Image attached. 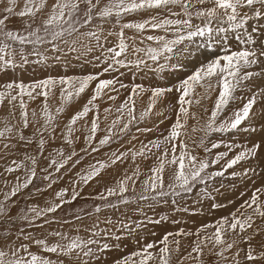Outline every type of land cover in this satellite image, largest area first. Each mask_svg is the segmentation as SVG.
<instances>
[{
  "label": "snow or ice",
  "instance_id": "1",
  "mask_svg": "<svg viewBox=\"0 0 264 264\" xmlns=\"http://www.w3.org/2000/svg\"><path fill=\"white\" fill-rule=\"evenodd\" d=\"M14 18L19 21V27H10ZM252 20L264 21V0H23L22 3L21 0H0V74H15L29 65L48 66L49 62L63 63L67 68L73 59L81 67L91 64L94 68H100L99 72L81 76H49L28 83L17 76L0 83V110L7 109V115L0 117V161L4 162L0 165V178H3V187H0L3 197L0 199V225H8L0 230V264H66V261L67 264H95V261L102 259L103 253L120 248L119 244L108 241L129 238L142 246L121 257L115 264H172L173 256L180 251L179 237L193 235L196 240L191 251L178 264H183L184 260H193L195 264H264V226L257 224L258 219L264 222V185L255 188L234 212L214 224L203 225L195 232L183 228L175 233L168 232L159 242L142 244L143 237L136 239L138 230L146 228L148 224H161L168 220L167 216L158 219L149 217L144 208L139 206L141 202H149L147 207L151 210H154L155 204L167 203L166 198H171V202L176 204L177 197L191 193L197 184L207 186L216 177H223L228 169L257 155L260 144L245 147L233 158L226 159L234 147H241L230 143L223 145L228 151L216 153L212 160L200 158L196 154L198 148H203L205 152L220 148L221 143L216 142H212L211 148H208V137L212 133L241 130V125L250 120L257 99L264 96V89L253 93L246 102L243 96L236 95L247 87L246 82L253 77H264V70H250L255 65H264V41L260 42L259 47H254L257 41L251 35V32L264 35V24L260 28H251L250 32ZM127 32L132 35H127ZM232 40L238 43L236 50L230 44ZM216 48L222 49L223 54L217 53L206 58L190 75L171 87H145L134 82L125 84L121 79L126 72L135 76L138 73H161L167 69L180 70L185 67L184 61L200 54L201 50L211 52ZM97 51L99 55H92ZM108 73L118 75L101 78ZM121 89H128V95L116 108L120 116L112 122L107 134L99 139L101 147L153 115L164 116L165 110L153 112V109L166 98V94H177L175 104L171 105L176 111V119L168 134L149 141L151 148L159 151L163 147L158 155L153 153L156 155V164L150 168L151 174L139 181L141 170L137 165L131 174L125 172L113 186L91 197L105 203L96 204L87 213V216L95 217L89 226L75 223L85 218L79 214L75 215L74 220L50 216L64 204L76 201L81 196V185L88 186L101 176L104 169L118 162L123 163L129 152L133 162L137 157L148 159L147 153L151 152V148L149 144L141 142L142 146L136 151L128 149L112 152L107 161L89 164L76 173L77 179L71 182V189L57 192L47 207L32 205L27 211L21 209L23 215L13 216L11 212L16 204L13 198L33 184L38 176L41 158L48 161L47 166L40 169L45 173L42 179L48 181L47 188L56 182L53 172L61 173L70 162L71 168H75L83 159H74L78 153L72 150L66 154L62 147L44 156L46 146L56 139L58 116L74 100L91 90L86 104L71 116L61 133L65 144L73 145L80 138L75 135L79 131L75 125L88 117L90 112L94 113L95 118L91 119L84 140L91 152H98L100 149L91 144L100 128L97 101L104 97L115 101L117 96L111 93H119ZM57 90L60 103L53 111L49 100L56 95ZM214 92L217 95L209 110L204 102L211 99ZM146 93H150V96L146 107L141 108ZM39 97H43L44 102L40 119H37V110L32 109L30 112L29 103ZM237 101H241L242 106L225 115L229 106ZM110 111L104 109L106 114ZM190 119L194 124L189 129ZM30 127L32 131L26 134ZM113 129L118 130L114 132ZM151 130L145 128L141 131ZM242 130L254 132L256 128L249 124ZM197 133L200 135L197 136ZM33 145L38 154L31 151ZM22 149L27 151L21 152ZM225 160L221 170L208 172L209 168ZM166 167H172L167 184L164 181ZM49 169L53 172H49ZM252 171L248 168L242 173L233 172L231 175L251 179L249 172ZM8 176H12L11 181L7 179ZM129 192L134 195H128ZM201 193L202 198H212L206 187ZM245 194L241 193V196ZM111 197L117 200L112 202ZM132 204L138 205L133 211L143 216V220L131 221L129 218L130 222H126L105 217L101 221L102 211H120L122 206ZM212 207L221 205L213 204ZM176 210L188 211L182 207ZM17 219L25 222L28 228H44L51 223L59 224L61 228L71 225L77 234L72 236L65 231L52 230L48 231L47 236L40 237L26 231L24 227L17 229ZM101 223L106 227L101 228ZM133 224L135 227H132ZM209 228L215 229L214 232L209 233ZM81 231L87 232L89 236H80ZM50 237H55V241L49 243ZM170 237L177 239L170 240ZM173 244L175 247H172ZM33 246L38 251H32ZM157 248L158 251H151ZM43 253L54 254L56 259Z\"/></svg>",
  "mask_w": 264,
  "mask_h": 264
},
{
  "label": "rangeland",
  "instance_id": "2",
  "mask_svg": "<svg viewBox=\"0 0 264 264\" xmlns=\"http://www.w3.org/2000/svg\"><path fill=\"white\" fill-rule=\"evenodd\" d=\"M22 2L23 0H21V3ZM128 19H138V17H129ZM261 24H264V21H250V32L251 28H260ZM10 27H19V21L14 18V23L10 24ZM126 34L129 36L132 35L131 32H127ZM251 35L257 41V44L254 45V47H259L260 42L264 41V35H261L259 32H251ZM230 44L232 45L233 50H236L238 48V43L235 40L230 41ZM217 53L223 54V50L219 48H216L211 52L201 50L200 54H197L192 58L184 61L185 67L183 69H167L164 72L155 74L138 73L135 76H133L131 72H126L125 76L121 77V79H123L125 84L134 82L143 84L145 87H171L178 83L180 80L190 75L197 67H199L201 63L205 61L206 58H209L211 55H215ZM47 54L52 55V53ZM72 55L74 56L75 54ZM92 55H99V52L97 51ZM30 59H35V57H30ZM250 70L261 72L262 70H264V65H255ZM99 71L100 68H94L91 64H87L81 67L80 64L73 59L72 63L67 68L63 65V63L49 62L48 66L29 65L24 69L17 70L15 74L11 72L8 74H0V83L15 79L17 78V76L25 83H28L31 81L42 80L49 76H81ZM115 75H118V73H108L101 78H111ZM173 78H176V81ZM246 84L247 87L242 92L236 93L237 96H243L245 98L244 102H246L247 98H250L253 93L264 89V77H253L250 81H247ZM117 87H119V85H117ZM90 95L91 90L86 92L78 100H74L70 105L67 106L64 113L58 116L59 127L57 128L56 139L54 142H49V144L46 146V151L44 152V156H47L49 152L55 153L56 149L61 147L64 149L66 154L72 150H75L78 155L74 157V159H80L81 157H83L81 163L78 164L75 168H71L72 162H70L69 166H67L65 169H62L61 173L59 174L54 173L52 169H49V172H53V179H55L56 182L52 185L51 188H47L48 181H44L42 179V176L45 175V173L40 171V169L46 167L48 161L41 158L37 169L38 176L34 180L33 184L30 185L28 189L22 190L17 197L13 198V200L16 201L15 207L12 208L11 212L13 216L18 217L20 215H23L24 213L21 212V209L27 211V208L32 205L41 208L47 207L49 202L55 199V194L57 192L65 188L71 189V187L73 186L71 182L74 179H77L76 173L84 170L89 164H95L97 161H107L112 152H124L128 149L136 151L142 146L141 142H143V144H149V141H154L157 138H162V135L166 136L168 134L170 126L176 119V111L171 107V105L175 104L177 94L175 92L168 93L166 94V98L162 99V101L157 104L156 109H153V112H155L157 109L165 110L164 116L153 115L145 122L133 125L128 133L115 136L108 145H104L103 147H101L99 145V139L103 138L107 134V129L111 126L112 122L120 116V113L116 111V108L123 103L128 95V89H121L119 93H111V95L117 96V99L115 101L108 100L107 97H104L102 100L97 101L99 105V112L97 114L99 115L100 128L96 134V139H94L91 144L99 148L100 150L95 153L91 152L89 144H86L84 140V136L88 134V131L90 129V121L91 119L95 118V115L92 112L89 113L88 117H86L84 120L79 121L77 125H75V127L79 129V131L76 132L75 135L80 138L76 139L73 145L68 146L62 139L61 130L64 128V125L67 124L71 116L82 109ZM216 95L217 93H212L211 99H209L210 101L208 100L210 103H204V106L209 110H211L214 105ZM149 96L150 93H146L144 95L141 102L142 105L140 106L141 108L146 107ZM43 102L44 98L39 97L37 98V100L29 103L30 112L32 109L37 110V119H40V109ZM59 103V91L57 90L56 95L50 98L49 104L53 106L52 110L54 111L55 107L59 106ZM241 106V101H237L231 104L227 109L225 115L230 114L234 109H238ZM104 109H110L111 111L106 114L104 112ZM194 111L196 110L194 109ZM5 115H7V109L0 110V117ZM105 116H107V118H105ZM165 117L168 118L165 119ZM161 121L163 122L161 123ZM189 121L190 122H188V124L190 129L194 124V121L191 119ZM249 124L255 127L256 131L246 132L242 130L245 126H249ZM145 128H150L152 130L150 132L141 131ZM117 130L118 129H113L114 132ZM31 131L32 128L30 127L28 133L26 134H30ZM199 135L200 134L197 133V136ZM133 137H136V139L133 140ZM212 142L221 143V147L218 149H211L210 152H205L203 148H198L196 149V154L200 158L212 160L214 159L216 153L228 151V149L223 146L224 144H239L241 147H234L233 150L228 153V157L226 159H231L245 147L250 148L255 144H260L261 147L255 157H250L247 160L241 161L238 165L234 166L233 169H228L223 177H216L214 180L209 181L207 186L197 184L191 193L183 194L182 197H177L176 204H173L171 202V198H166L168 200L167 203L161 202L159 204H155L154 210H151L147 207V204L149 202H141L139 206L144 208V211L149 217L153 219H158L160 216L168 217V220L166 222H162L161 224H148L146 228L138 230L139 236H137L136 239L143 237L142 244L153 241L159 242L166 233H175L181 228H183L185 231L195 232L203 225L214 224L222 217H227L232 212H234L244 200H247L251 196L252 191L255 190V188L264 185V96H261L257 99L252 113L250 114V120L245 121V124L241 125V130L231 133H212L208 137V141L206 142L208 148H211ZM149 148H151L150 144ZM84 149H87V151H84ZM162 150L163 147L159 151ZM23 151H27V149H22L21 152ZM31 151L34 154H38L35 145L32 146ZM159 151L155 148H151V152L147 153V155L149 156L148 159L137 157L135 162H133L131 153L129 152L128 158L124 160L123 163L118 162L116 165L104 169L101 173V176L96 180L90 182L88 186L85 187L81 185V196L72 203L64 204L60 210H58L54 214H50V216H54L60 220H74L75 215L79 214L81 216H84L85 218L82 221H75L77 225H91L94 222L95 217H89L87 216V213L91 212L96 204L105 203L103 201L93 200L91 199V197H95L106 187L113 186L116 180L122 178V175L125 172L131 174V172L136 168L137 165H139L141 170L139 181L147 178V176L151 174L149 171L150 168H152L156 164V155L159 154ZM153 153H155L156 155H153ZM3 163V161H0V165H3ZM225 163L226 160L221 161L220 164L214 165L213 167L209 168L208 172L221 170L222 165ZM248 168L254 170L252 172H249V176L251 177V179L243 178L240 175H237L236 177H233L231 175L233 172L242 173L245 169ZM171 175L172 167H166V170L164 172L165 184L170 182ZM7 179H9V176L7 177ZM139 181L137 182L138 191ZM2 185L3 178H0V187ZM205 187L207 188V191L211 193V199L207 197L202 198L201 190L205 189ZM46 188L47 190H44ZM37 189H41V191H37ZM216 189H219V191H217ZM241 193L246 194L241 196ZM128 195L134 194L129 192ZM2 198L3 197L0 195V199ZM262 199H264V197H262ZM110 200L112 202H115L117 198L111 197ZM213 204L221 205V207L213 208ZM137 207V204H132L128 206H122L120 211L106 209L100 213V219L101 221H103L105 217H110L114 221L123 220L126 222H130L129 218H131V221L143 220V216H141L138 212L133 211ZM178 207L187 208L188 211H177L176 209ZM79 209H83L84 211L78 212ZM173 221L180 222L173 223ZM37 223H42V221H37ZM257 224L264 226V222H261L259 219L257 220ZM16 225L17 229L20 227H24L26 231H31L35 235L40 237L47 236L48 231L52 230L65 231L72 236L77 234L72 230L71 225H64L63 228H61L59 224L51 223L45 225L44 228H28L25 222L20 221L19 219L16 220ZM6 227H8V225L6 224L0 225V230ZM100 227L104 228L106 226L101 223ZM132 227H135V224H133ZM17 229H14V231ZM113 230L115 229L113 228ZM214 230L215 229L213 228L207 229L209 233L214 232ZM153 232L155 233V235H151V233ZM117 234L119 235L120 233ZM79 235L84 238H87L89 236V234L84 231H81ZM55 239V237H50L49 243L54 242ZM175 239H177V237H170V240ZM179 239L181 241L180 251L177 255L173 256L172 264H178L179 260L182 257L187 256V254L191 251L193 241L196 240V237L193 235L187 237H179ZM257 239H259V237ZM108 242L111 244H119L120 248H113L111 251L103 253L102 259L95 261V264H115V262L121 257L134 252L135 250H137V248L142 246L138 245L133 238L125 239L122 241L110 240ZM162 246L163 245H159V247ZM172 247H175V245L173 244ZM32 251H38V249L33 246ZM151 251H158V248ZM43 255L50 256L52 259H56L54 254L43 253ZM183 264H195V261L184 260Z\"/></svg>",
  "mask_w": 264,
  "mask_h": 264
},
{
  "label": "bare ground",
  "instance_id": "3",
  "mask_svg": "<svg viewBox=\"0 0 264 264\" xmlns=\"http://www.w3.org/2000/svg\"><path fill=\"white\" fill-rule=\"evenodd\" d=\"M208 56H209V55H208ZM193 64H194V63H193ZM145 74H146V73H145ZM173 79H174V78H173ZM175 79H176V78H175ZM175 79H174V80H175ZM175 81H176V80H175ZM176 84H177V83H176ZM212 99H213V98H212ZM209 101H210V100H209ZM209 101L207 100V101H205V102H209ZM205 102H204V103H205ZM209 103H210V102H209ZM141 105H142V104H140V106H141ZM194 109H195L196 111H199V109H196V108H194ZM194 109H193V110H194ZM100 110H101V109H100ZM189 122H190V121H189ZM200 152H201V151H200Z\"/></svg>",
  "mask_w": 264,
  "mask_h": 264
},
{
  "label": "crops",
  "instance_id": "4",
  "mask_svg": "<svg viewBox=\"0 0 264 264\" xmlns=\"http://www.w3.org/2000/svg\"><path fill=\"white\" fill-rule=\"evenodd\" d=\"M47 164H48V162H47ZM9 181H11L12 180V176H9V179H8ZM3 186V185H2ZM1 186V187H2ZM6 190V189H5ZM2 196V195H1Z\"/></svg>",
  "mask_w": 264,
  "mask_h": 264
}]
</instances>
